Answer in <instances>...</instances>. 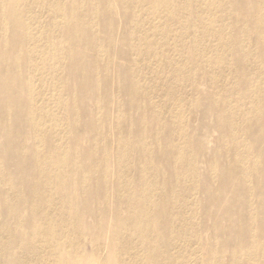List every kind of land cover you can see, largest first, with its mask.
Instances as JSON below:
<instances>
[{"label": "bare ground", "instance_id": "bare-ground-1", "mask_svg": "<svg viewBox=\"0 0 264 264\" xmlns=\"http://www.w3.org/2000/svg\"><path fill=\"white\" fill-rule=\"evenodd\" d=\"M188 261L264 264V0H0V264Z\"/></svg>", "mask_w": 264, "mask_h": 264}, {"label": "rangeland", "instance_id": "rangeland-1", "mask_svg": "<svg viewBox=\"0 0 264 264\" xmlns=\"http://www.w3.org/2000/svg\"><path fill=\"white\" fill-rule=\"evenodd\" d=\"M110 93L112 94V90H111V89H110ZM112 113H113V111L111 110L110 114H112ZM112 116H113V114L110 115V118H112ZM217 136H218L217 131H212V134H211V136H210V143H209L210 146H214V145H215V143L213 142V140H214ZM113 137H114V134H113V132H112V133H111V143H112ZM109 138H110V137H109ZM82 144H85V140H82ZM201 167H202V165H201ZM203 168H204V167H202L201 169H203ZM201 255H202V260H203V261H206V260L208 259V256L205 255L204 251H202ZM228 257H229V253H228V252H223V253H222V259H223L225 262H227ZM188 262H191V261H188ZM191 264H192V262H191Z\"/></svg>", "mask_w": 264, "mask_h": 264}]
</instances>
